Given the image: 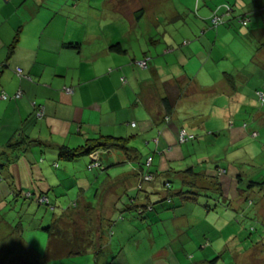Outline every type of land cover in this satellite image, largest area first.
<instances>
[{
  "label": "rangeland",
  "instance_id": "rangeland-1",
  "mask_svg": "<svg viewBox=\"0 0 264 264\" xmlns=\"http://www.w3.org/2000/svg\"><path fill=\"white\" fill-rule=\"evenodd\" d=\"M52 1L62 5L61 8H64L65 15H68L69 21L64 19V24L68 21L69 27L76 29L81 24V28L88 26L93 30V27H96L97 30L101 31L100 22L102 21V25L108 24L110 17L99 15L100 9L104 11L115 7L110 4L111 1L114 2L113 0H108V2L105 0ZM116 1V9H122L121 11H128V2H135L134 0H124L123 3L118 4L119 0ZM232 2L233 0H142L139 5L143 3L147 16L144 15L137 23L141 32L150 31V37L159 42L162 40V36L165 35L166 39H169V41L173 39V45L177 44L179 47L182 46L184 39H186L188 43L183 46L184 49L191 42H197L199 47L204 49L200 51L201 55L196 53L197 56H191L190 54H186L187 56L185 54L184 56L179 55L178 57L183 62H178L176 66L167 63L165 70L158 73V76H163L164 79L170 73L174 72L177 76H180L181 74L183 75L184 71H187L191 75L188 79H193L188 89L192 99L188 97L186 101H181L178 110V120L170 122L164 128H161L163 129L161 131V139L166 143L164 147L170 146L172 148L171 151H173H170V153L165 152L163 156H159L155 152L154 133L144 135L140 129L132 130L126 123H121L119 125L121 134L117 137L114 135L109 136L128 138L126 145L129 149L135 150L138 154V160L128 161L125 157L123 158V154L119 150L112 151L109 155L113 158L114 163L102 173L95 169L93 172H87L85 169L86 157L75 162H64L57 160L53 154L50 155L47 152L39 154L38 152L32 164L38 166V171L45 175L46 183L49 186L44 187V189L48 192V197L53 201L54 204L52 206L54 208H48L44 211L43 208L36 209L34 205L25 204L21 201L16 204L10 195L15 190L4 191L0 194V208H2L0 210V231L2 228L6 231L8 226L21 225L22 239L39 255L45 250L47 235L40 230L33 231V227H36L34 225L41 221V217L44 218V222L41 223L43 225H46L51 217H57L62 210L71 206L79 192L88 198L93 209L99 210V205L102 203L101 218L110 219L113 216L112 219H114L116 214L109 205L112 202L110 200L116 201L119 192L127 191L124 193L130 195V197L137 196L139 198L138 201L146 203L144 197V191H146L149 193V206L152 211L146 209V214L143 216H139L136 213L124 214V221L119 222L124 227L118 224V226H113L111 229V234H116V236L109 237L108 231L103 228V246H107L111 242L112 249L116 251L119 245L124 243L127 259L136 264L144 262L145 264H159V262L155 263L149 260L159 250H163V254L166 250H174L172 252L181 260L182 264L198 263L199 260H211L219 255L221 257H219L216 264H264L263 192L259 193L258 190L247 192L244 186H238L235 181V177L241 167L246 168L245 171H252L251 175H255V180L264 179V151L261 150L264 147V129L254 139L238 129L232 130L227 126L228 117L223 116L221 111L210 112L213 105L221 107L227 102L228 89L226 88L227 83L224 80V73L232 76L238 74L240 70L249 65V60L253 55L250 53V51H253L252 48L246 47L249 46V43L242 40L239 35V32L243 33L244 29L238 24L235 26L236 30L234 32L227 28V31L232 32L230 34L226 32L227 35L221 33L222 29L225 28L221 27L218 37L216 29L210 27L211 17L218 12L221 13L225 4H231ZM131 6H134V4ZM56 13L55 10H52L51 21L48 20L49 18L46 19L49 24L56 18ZM94 13L95 15H92ZM89 14L93 17H89ZM222 14H219V16ZM117 19V22H112V26H107L103 29L106 34L112 32L116 25L128 24L126 17H118ZM189 26L193 29H198L199 27L210 29L211 44L214 41L217 42L216 45L214 44V56L212 55L216 60L208 61L206 54L208 50H205L203 46H206V40L202 36V39L197 41L196 37H201V31L196 30L195 35L189 34ZM137 38L135 37L134 39ZM148 49L152 50L151 47ZM186 50H189V48H186ZM159 51L160 53L155 56L162 57V52L160 49ZM260 57H264V51L261 52ZM184 65H186V68ZM138 67L141 68L140 66ZM133 68L136 76L139 72L145 71L141 70L144 68L139 69L136 66ZM196 76L197 79L194 80ZM177 81H175V84L178 86ZM183 89L186 90V86H183L181 91ZM91 107L87 108L86 113L89 118L88 126L94 131L96 127L98 128L101 125H105L104 130L114 131L118 122L131 117V114L128 113L129 111L125 112L126 108L125 110L109 113L99 112L98 108L92 110ZM231 109L233 110L231 114H233L237 109L236 105L232 104ZM137 115L138 112H135L136 118H138ZM146 115L141 113L140 117L144 119ZM128 123L130 124L131 120ZM179 123L183 125L187 133H193L195 136L194 141L183 145L178 144L176 131ZM131 126L134 127L135 125L131 124ZM230 130L237 135L236 138L231 136L233 133L229 134ZM87 132L86 128L81 130V142ZM53 134L55 136L56 132H53ZM66 139L68 140V138ZM68 146L69 148L77 147H72V144ZM169 155L171 157L165 161L164 158ZM178 157L180 159L175 162L176 160L174 159ZM150 159L152 162L149 171L153 174L154 181L150 183L143 182L141 185L142 191L140 190V192L136 187L141 180L136 175L141 169L143 171L146 170L145 164ZM234 161H238V163ZM53 163H57V169L51 168ZM13 165H19L17 166L19 175L16 177L24 180L23 174L25 173L24 165H26V162L21 158ZM159 165L162 167L166 165L167 172L157 171ZM190 166L194 167L197 172H205L210 175H214V170L217 168L224 169L225 174L218 178V181L224 187L225 198L230 201L228 209L221 207L222 203L214 208L215 205L213 203H206L199 198L193 207H184L176 213H172L173 210H166L167 206L162 202L159 203V196L163 197L165 192L163 184L165 182L168 183L172 191L180 190L182 179L177 173ZM247 167H255L258 173L256 174L253 168ZM67 168H73L74 173L81 180L89 179L91 181L89 185L81 186L80 191V186L73 184L76 178L73 180L72 175L69 181H60L64 177V175L61 176L62 172ZM171 169L174 173H172ZM132 172V178H122ZM130 180H133V187L130 186ZM0 181H2L1 177ZM51 182L55 183L51 184ZM116 182L118 184L114 185V192V188L111 189V183ZM154 185L155 188L150 189ZM170 186L168 189H170ZM240 190L244 191L241 195L238 193ZM244 193H246L247 199H245ZM110 195H113L111 199L109 198ZM255 195L262 197V200H257ZM206 204L209 205L210 209L214 208L209 213L204 208ZM149 217L150 220H148ZM145 220L148 221L144 223ZM105 221L104 223H107V220ZM18 240V234L5 235L0 232V264H12L5 260L11 250H5V244L19 246L22 242ZM55 245L57 247V243ZM137 245L139 248L136 247ZM258 245L260 246L257 247ZM202 246H204V250H201L203 249L201 248ZM16 249L19 250L18 247ZM184 255L191 256L192 260L187 261ZM94 261L95 256L89 253L85 256L80 255L71 258H60L54 262L49 261V264H94ZM98 262L103 264V257ZM163 263L167 264L164 261Z\"/></svg>",
  "mask_w": 264,
  "mask_h": 264
},
{
  "label": "crops",
  "instance_id": "crops-1",
  "mask_svg": "<svg viewBox=\"0 0 264 264\" xmlns=\"http://www.w3.org/2000/svg\"><path fill=\"white\" fill-rule=\"evenodd\" d=\"M30 1L31 3H29ZM254 1L256 0H239L238 14L249 11V6ZM61 6L52 0H0V97L1 94H6L10 98L7 101L0 99V146L7 143L11 137L21 134L53 146L48 149L49 153L47 152L52 155L54 153L53 149L58 146L69 147L68 145L71 144L73 145L72 147L80 146L82 143L81 130L83 128L88 130L87 135H84V140L95 137L97 134L117 137L121 134L119 125L126 123L132 130L140 129L144 135L154 133L155 152L159 156H163L165 152L170 153L172 148L170 146L164 147L166 143L161 139V131L163 130L161 128H164L170 122L178 120V110L181 101H186L188 97L192 99L191 93L188 92L190 85H187L186 79L191 75L187 71H184L183 75L181 74L180 76L173 72L163 79V76H158V73L165 70L167 63L176 66L178 62H183L178 57L179 55L184 56V53L191 56H197L196 53L201 55L200 51L204 50L203 47H199L197 42H191L189 46H185L189 50L183 48L182 51L179 48L186 45L188 40H185L178 49L174 47L173 40L169 41L165 35L162 36L160 42L153 40L150 37V31L144 33L139 30V26L134 22L130 10H123V12L121 11L122 9L104 11L100 9L99 15L110 17L108 24L102 25V21L100 22L102 32L97 30L96 27H93V30L88 26L81 28V24L77 26V29L71 28L67 23L69 21L68 15H65L64 8H61ZM52 10L57 12L55 14L56 18L49 24L46 19L49 18L48 20L51 21ZM92 15H95V13ZM92 15L89 14V17ZM145 15L147 16V13ZM118 17H126L128 24L116 25L115 27L113 25L114 30L106 34L103 29L107 26H112V22H117ZM64 19L68 20L66 24H64ZM113 19L114 21H112ZM79 20L81 21V19ZM227 28V26L223 28L221 33H232L230 32L231 29L228 28L230 31H227ZM196 30L201 31V37H196L197 41L202 39V36L206 40V46H203L205 50H208L206 53L208 61L216 60L213 58V51L215 48L214 44L216 45L217 42L214 41L211 44L210 29H207V27H199L198 29H193L191 26L188 27L189 34L195 35ZM17 31L19 32L17 45L7 58L8 47L11 45ZM218 34L219 29L217 30V37ZM135 37L138 38L134 39ZM242 40L245 41V39ZM117 43L122 45L125 54H117L109 50L110 46ZM75 45L78 47H74ZM149 47L152 50L148 49ZM246 47L253 49L250 44ZM159 49L162 52V57L155 56L160 53ZM250 53L253 54L251 51ZM159 58L162 59L159 60ZM139 61H146L147 69L139 72L136 76L133 67ZM184 67L186 68V65ZM17 70H20L19 75L16 72ZM208 75L210 76L209 73ZM195 79H197V76ZM176 80H178V86L180 85L182 88L186 86V90L181 91L182 88L178 89L175 84ZM260 85L264 89V76ZM226 88L228 89V94L224 95L228 99L231 92L228 85ZM68 89L72 90V94L67 93ZM17 93H21V97L15 100L12 99ZM167 95L177 97L169 121L164 120L162 102ZM232 104L236 105V111L238 112L243 108H248L243 99L238 97V94L237 97L233 96L226 103V106H232ZM89 106H92V110L98 108L99 112L109 113L125 110L126 108L125 112L129 111L128 113L131 114V117L118 122L114 131L104 130L105 125L96 127L94 131L88 126L89 118L86 111ZM211 109L210 112L219 110L224 113L223 109L220 110L214 105ZM135 112H138V118H136ZM34 113L37 114V117H35ZM141 113L147 114L144 119L140 117ZM263 114L264 107L260 106L258 113L253 115V118L258 120ZM129 120H131L130 124L128 123ZM260 123H263L261 128L264 129V121ZM131 124L135 126L132 127ZM180 129H184V127L179 123L176 134ZM232 130L229 131V134L233 133L231 136L236 138L237 135ZM53 132H56L55 136ZM188 133L193 135V133ZM65 138H68V140H65ZM160 146L162 147L160 148ZM261 150L264 151V147ZM38 152L39 154L44 153L38 148H31L22 157L26 162V165H24V180L16 177L19 175L17 172V166L19 165H12L7 170L13 178L16 190L26 192L31 190V187H36L39 190L49 186L46 183L45 175L38 171V166L32 164ZM106 153L101 152L99 155L101 157L100 169L102 172L110 168L112 163H114L108 161V159L113 161V158L109 155L111 152ZM169 157L171 156L165 157V161ZM180 157L174 159L176 160L175 162ZM51 168L57 169V163H53ZM166 168V165L165 167L159 165L157 171H165L167 170ZM93 171L95 170L91 172ZM172 173L174 172L172 171ZM63 175L64 177L60 181H69L72 175L73 180L76 178L73 184L80 186V189L81 186H88L89 182H91L89 179L81 180L74 173L73 168H67L62 172L61 176ZM132 175L133 172L126 174L122 178H132ZM179 176L181 177V175ZM53 183L55 182H51V184ZM129 183L130 186H134L133 180H130ZM115 184H118V182L111 183V189L114 188V192ZM154 188L155 185L150 189ZM124 192L127 191L117 194L116 201L110 200L112 201L109 205L110 208L113 209L114 204L120 200L119 196L126 194ZM112 196L110 195L109 198L111 199ZM145 198H149L147 193H145ZM141 202L144 203V201ZM102 206L101 203L99 205V214L102 212ZM112 217L110 219L102 218L101 231L105 228L109 232L110 227L118 226L119 223L111 222H114ZM105 220H107V223H104ZM148 220H145L144 223ZM119 225L123 226L122 223ZM17 232V230L10 227L6 231L3 230L5 235H13L14 233L17 235ZM113 236H116V234H113ZM25 244L27 245L26 242ZM100 244L104 254L103 264H106L108 254L114 255L110 262L111 264H136L127 259L124 243L119 245L116 251L112 249L111 242L107 246H103L102 237H100ZM30 249L33 251L32 248ZM172 251L174 250H166L163 254V250H159L149 260L155 263L159 262V264H164L163 261L167 264L168 262L169 264H182L181 260ZM188 257L190 256L184 255L187 261H189ZM206 261L208 260H199L198 263L194 262L193 264H205ZM142 264H145V262Z\"/></svg>",
  "mask_w": 264,
  "mask_h": 264
},
{
  "label": "trees",
  "instance_id": "trees-1",
  "mask_svg": "<svg viewBox=\"0 0 264 264\" xmlns=\"http://www.w3.org/2000/svg\"><path fill=\"white\" fill-rule=\"evenodd\" d=\"M105 1L108 2V0ZM113 1L114 2L111 1L110 4L115 7L109 8L108 10L116 9L117 1ZM134 1L135 2L133 3L128 2L127 10L131 11L134 22L138 23L144 17L146 9L143 3L139 5L142 0ZM236 1H238V5ZM123 2L124 0H119L118 4ZM239 3V0H233L231 4L224 3L225 7L222 10L223 14L222 12L214 14L210 20V27L212 29H216L217 34L218 29L226 26L234 32V30H236L235 26L238 24L241 28L244 29L243 33L239 32L240 37L242 39H245V41L253 47V55L251 56L249 65H247L246 68L244 67L238 72V74L234 76L224 73V80L229 86L231 92V95L228 97V99H226L227 102H229L233 96L237 97L238 94V97L243 99L248 108H243L241 109V111H236L233 114H231L233 111L231 109L232 106H226L225 104L221 107L217 106V108H219L220 110L223 109V116L228 117L229 121H227V126H229L231 129H239L242 133H246L247 135H250L252 138L256 139L258 135H260L259 132H263V128H261L263 123L261 124L260 122L264 121V114L258 120L253 118V115L258 113L260 106L264 107V89L260 87L261 79L264 76V57H260L261 52L264 51V0H256L252 2L249 6V11L242 12L243 14H238ZM132 4H134V6H131ZM219 14L222 15L219 16ZM215 16L221 19L218 25L212 24V19ZM253 20L254 24L252 25ZM18 35L19 32L17 31L11 42V45L8 47L7 58L12 54L17 45ZM185 40L186 39H184V41ZM74 47L78 46L75 45ZM174 47L178 49L179 45L176 44L174 45ZM183 48L179 49L183 51ZM109 50L113 53L125 54V50H123L122 45L119 43L110 46ZM139 62H145L146 68H139L137 65L138 62L135 64L137 68L141 70L147 69L146 61ZM186 79L187 85H191L192 80L188 78ZM181 88L182 86L179 85L178 89ZM68 91H70V94H72L71 89H68L67 93ZM243 96L245 97V99ZM176 99L177 97L174 95H167L166 98L162 100L164 108V120L169 121L172 110L174 109L173 106L175 105ZM34 115L35 117H37V114L34 113ZM179 131H184L187 133V131L184 129H180ZM253 134H256V136L253 137ZM193 137L194 139L192 141L195 140V136ZM127 139L128 138H114L112 136L97 134L95 137L83 140L80 146L74 148L58 146L56 149H53L54 153L52 154L56 157L57 160H61L64 162H75L86 157L88 159V164L85 168L86 171L91 172L95 169L97 171H101L102 173V170L100 169L101 157L99 156L101 152L108 153L119 150L123 154V158L125 157L126 160H138V154L135 152V150L129 149L127 147ZM52 147L53 146L51 145L42 143L39 140L30 139L25 135L22 136L21 134L11 137L7 143L0 146V177L2 178V181H0V194L7 190H15V192H13L12 194L10 193V195L12 196L11 198L14 199L13 201L16 204L21 201L25 204L27 203L34 205L36 209L43 208L44 211L48 208L53 209L54 207L52 206V204L54 203L48 197V192L45 191V189L38 190V188L36 187V189L31 187V190L26 192L16 190L14 188L13 178L7 171L10 166L15 164L17 160L21 159L31 148H38L44 153H49L48 149H51ZM94 153H97V161L95 163H93L90 159V156ZM108 161L113 162L109 159ZM151 162V160H149V162H146V170L143 171V169H141L136 175L141 180L136 187V189L139 191L141 190L142 183L145 182V175L151 177V180L145 183L154 181L153 174L149 171ZM235 163H238V161H236ZM95 164H98V166L89 169V166ZM247 168H253L256 171V174L258 173V170L255 167ZM245 169L244 167H241L239 169V173L235 177L236 184H238V186L240 187L244 186V189L247 192L258 190L259 193L263 192L264 195V179L255 180V175H251L252 171H245ZM163 172H167V170ZM177 174L181 175L182 179L180 190L172 191L171 186L165 182L163 184V189L165 190L164 196H159V203L162 202L163 204H165L167 206L166 210H173L172 213H176L184 207H193L194 205H196V201L199 198L203 199L206 203H213L215 205L214 208L220 203H222L220 206L223 208L228 209L230 207V201L227 200V198H225L224 196V187L218 181V178L225 174L224 169L217 168L216 170H214V175H210L205 172H197L195 171L194 167L190 166L184 170L178 171ZM167 185L170 186V189H167ZM243 192V190L238 191L240 195ZM145 193L147 192L144 191V194ZM147 194L149 196V193ZM244 195L245 199H247L246 193H244ZM119 197L120 200L116 204H114V207L112 209L116 214L114 222L111 221L112 223H119L121 221H124V214L136 213L139 214V216H143L144 214H146V209L152 211L149 206V198H145L147 203H142L141 201H138L139 198L137 196L130 197V195H128L127 193ZM255 197L259 201L262 200V197H260L259 195H255ZM204 208H206L207 213L214 209H210L208 204H206ZM102 220L103 219L101 218V214H99V210L93 209L92 204L91 202H89L88 198L83 193L79 192L76 199L71 203V206L62 210L57 217H51L50 221L46 225L41 224L44 222V218L41 217V221H39L37 225H34L36 227H33V230H40L47 235L45 250L39 255H37L34 251H31L28 244H25L22 236L20 235V232L22 234L21 225L14 227L8 226L18 231L17 234L19 235L18 237L21 240L19 241L22 243H20L19 246H9V244H5V250L11 249L5 260L12 264H49V261L54 262L60 258H71L73 256L80 255L85 256L91 253L95 256L94 264H99L98 261L101 257H103L104 260L103 248L100 244V237H102L103 235V231H101V222H103ZM111 229L112 227H110V230L108 232L109 237L113 235L111 234ZM0 232L4 234L3 228ZM56 243L57 247L55 245ZM259 246L260 245H258L257 247ZM17 247L19 248V250L16 249ZM33 255L36 258H32L31 256ZM111 256V254H108V256L106 257L108 259L106 264H111L110 262L112 261L114 255L112 257ZM219 257H221V255L206 261V264H216ZM188 259L189 261H191V256L188 257Z\"/></svg>",
  "mask_w": 264,
  "mask_h": 264
},
{
  "label": "built area",
  "instance_id": "built-area-1",
  "mask_svg": "<svg viewBox=\"0 0 264 264\" xmlns=\"http://www.w3.org/2000/svg\"><path fill=\"white\" fill-rule=\"evenodd\" d=\"M221 19L219 17H213L212 19V24L213 25H218L220 23ZM138 66H140L141 68H146V65H145V62H138L137 63ZM17 74L19 75L20 74V70H17L16 71ZM68 93H71L70 91H68ZM21 97V93H17L16 95L13 96L12 99H19ZM3 101H7L9 100L10 98L6 95V94H1V97H0ZM256 134H253V137H255ZM194 139V137L190 134H187L186 132L184 131H179L178 132V135H177V140H178V143L180 144H184V143H188V142H191L192 140ZM90 159L93 163H95L97 161V153H94L90 156ZM98 164H95V165H91L89 166V169L93 168V167H97ZM224 173V172H223ZM151 180V177L150 176H147L145 175L144 176V181L145 182H148ZM167 189L169 188V185L166 186Z\"/></svg>",
  "mask_w": 264,
  "mask_h": 264
}]
</instances>
